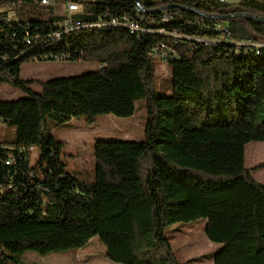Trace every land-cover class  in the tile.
<instances>
[{"label": "trees", "instance_id": "16d2710c", "mask_svg": "<svg viewBox=\"0 0 264 264\" xmlns=\"http://www.w3.org/2000/svg\"><path fill=\"white\" fill-rule=\"evenodd\" d=\"M40 1L0 0V11L15 16L0 20V87L25 95L0 101V123L16 133L14 148L0 143V264H19L25 253L77 250L92 238L116 264H179L165 229L199 220L217 245L213 264H264V185L252 177L264 163L251 169L244 163L246 145L264 143V49L235 46L264 45V24L214 21L183 9L181 19L165 26L181 39L165 32L140 39L123 19L55 38L61 17L46 13ZM117 1L110 10L136 13L135 0ZM137 1L147 10L179 5L208 16L264 18V0ZM98 11L89 5L78 17L92 22ZM220 23L230 40L208 30ZM28 28L36 37L30 46L23 43ZM159 42L176 55L166 64L170 96L156 92L150 52ZM62 53L96 69L45 82L20 78L24 61ZM137 100L145 102L144 141H99L91 178L70 175L63 143L46 135L49 123L83 118L91 125L102 114L129 118ZM31 147L37 149L34 169Z\"/></svg>", "mask_w": 264, "mask_h": 264}, {"label": "rangeland", "instance_id": "374dc122", "mask_svg": "<svg viewBox=\"0 0 264 264\" xmlns=\"http://www.w3.org/2000/svg\"><path fill=\"white\" fill-rule=\"evenodd\" d=\"M238 1V0H236ZM47 6L52 16H60L63 7L58 5ZM155 61V60H154ZM154 80L156 92L159 97L172 94V82L168 66L153 62ZM96 67L80 62H36L24 61L21 66L20 78L25 81L36 80L45 82L57 78L83 75ZM34 90L39 91V86L33 85ZM25 97L21 92L7 85L0 87V101L17 100ZM146 124V108L143 100H137L133 116L129 118H117L108 114L100 115L96 121L89 125L83 118L72 119L64 125L49 123L47 136L53 137L57 142L63 143L62 161L66 171L77 179L91 178L93 171L92 148L99 141H144ZM16 141L15 128L0 123V143L8 148H14ZM30 149H35L31 147ZM33 158V157H32ZM35 159H32V165ZM244 163L246 167L253 168L264 163V143H249L245 147ZM252 177L258 183L264 185V169L252 173ZM205 220L188 223H176L165 229V237L168 240L172 252L179 264H213V256L217 251V245L210 243L204 234ZM82 250V251H81ZM80 251L82 253H80ZM89 251V252H88ZM92 255V262L85 264H114L108 261L104 254V246L97 238H92L88 245L80 250H68L61 253H49L44 256L35 253H25L17 258L19 264H84L76 254ZM90 261V260H87ZM86 262V261H85Z\"/></svg>", "mask_w": 264, "mask_h": 264}, {"label": "built area", "instance_id": "2783aa9c", "mask_svg": "<svg viewBox=\"0 0 264 264\" xmlns=\"http://www.w3.org/2000/svg\"><path fill=\"white\" fill-rule=\"evenodd\" d=\"M117 0H41L38 3L40 8H45L47 6L54 7L53 10L61 5L63 7V12L60 15L61 19L55 25L57 27V32L54 37L59 38V36L70 33L71 31H78V29L89 28V24L96 23H107L112 19H123L127 22H130V29L137 30L140 32V39L142 35H146L152 32H165V36H170L174 39H181L177 33L172 32L168 33L165 31V26L170 24L177 19L182 18V14L180 10L168 11L162 10L152 13H143L139 10V6L135 3L136 13L131 15L126 13L123 8H117L116 11L110 10V6L113 3H117ZM89 5H98L99 11L96 14V19L92 22H83L82 19L78 17L80 14H88L85 13V8ZM156 10V9H154ZM152 11V10H150ZM4 18H15L14 14L3 13L0 11V20L4 21ZM209 29H213L218 32H222L223 40H230V31L225 23L220 24H212L208 27ZM28 28L25 31V36L23 39V43L30 46L35 42L36 37L30 36ZM192 42L202 41L201 39H189ZM235 42V41H234ZM218 43V41H217ZM235 46H250L254 50L253 52L259 53V50L264 49V45L256 44L253 42H235ZM150 55H153V58H156V62L159 64L166 65L167 63L176 59L175 53L169 52L161 48V42L159 44L153 45L151 48ZM69 56L67 54H52L49 56H41L40 59H34L36 62H56V63H64L68 61ZM30 156V167L34 169L35 163L37 160V149H29ZM33 157V158H32ZM32 159H35V163L32 165ZM6 165L10 164V161L5 162ZM31 178H35L34 174H31Z\"/></svg>", "mask_w": 264, "mask_h": 264}, {"label": "water", "instance_id": "95a60500", "mask_svg": "<svg viewBox=\"0 0 264 264\" xmlns=\"http://www.w3.org/2000/svg\"><path fill=\"white\" fill-rule=\"evenodd\" d=\"M135 3L139 6V10L143 13H152V12H157V11H162V10H168V9H172V8H175V9H179V10H188V11H191L197 15H200L202 17H205V18H209L211 20H214V21H221V22H227V21H230L231 19H234V18H244V19H247V20H250V21H253L255 23H258V24H264V18H261V17H258L256 15H251V14H234V15H229V16H219V15H206L194 8H188V7H183V6H179V5H166V6H163L159 9H156V10H147L146 8H144L143 6H141L139 4V2L137 0H135Z\"/></svg>", "mask_w": 264, "mask_h": 264}, {"label": "crops", "instance_id": "0c3cea01", "mask_svg": "<svg viewBox=\"0 0 264 264\" xmlns=\"http://www.w3.org/2000/svg\"><path fill=\"white\" fill-rule=\"evenodd\" d=\"M223 2H226V3H229V4H236V3H238L240 0H238V1H236V0H222ZM88 245V243L85 245V246H87ZM84 246V247H85ZM81 249V248H80ZM79 249V250H80ZM82 251V250H81ZM80 251V253H82ZM89 252V251H88ZM104 256H105V254H104ZM76 257H78V259L80 258V260L81 261H83L84 262V264L85 263H87V262H89V263H91L92 262V260H91V258H92V255H83V254H76L75 255V259H76ZM106 258V257H105ZM107 259V258H106ZM87 260H90V261H87ZM108 260V259H107ZM86 261V262H85ZM109 261V260H108ZM111 262V261H110ZM104 262H101V264H103ZM113 263V262H112ZM114 264H116V263H114Z\"/></svg>", "mask_w": 264, "mask_h": 264}]
</instances>
